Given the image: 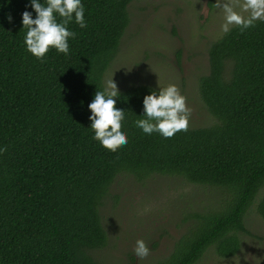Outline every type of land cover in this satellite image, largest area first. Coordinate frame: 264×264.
Masks as SVG:
<instances>
[{"label": "trees", "instance_id": "1", "mask_svg": "<svg viewBox=\"0 0 264 264\" xmlns=\"http://www.w3.org/2000/svg\"><path fill=\"white\" fill-rule=\"evenodd\" d=\"M131 1L82 0L86 26L69 22V54L50 48L41 60L23 43L27 0H0V264H103L94 254L108 242L101 207L126 172L177 175L218 192L217 206L192 212L159 264H195L210 247L237 253L258 196L264 219V20L210 45L199 91L212 123L171 137L143 133L133 121L158 88L137 84L116 98L127 144L109 151L92 138L87 104L118 52Z\"/></svg>", "mask_w": 264, "mask_h": 264}, {"label": "rangeland", "instance_id": "2", "mask_svg": "<svg viewBox=\"0 0 264 264\" xmlns=\"http://www.w3.org/2000/svg\"><path fill=\"white\" fill-rule=\"evenodd\" d=\"M234 6L242 0H232ZM215 0H132L130 22L118 52L104 72L112 75L119 91L132 85L153 87L175 83L190 108L188 124L214 121L199 91V81L209 72V47L225 33L220 31L222 9ZM218 192L177 175L152 173L137 179L119 175L101 207L108 242L94 251L103 264H159L173 250L175 241L192 224V212L216 207ZM259 199V196L257 197ZM256 202L245 216L250 233L239 232L240 248L222 257L208 248L195 264H264V219ZM137 238L149 253H133Z\"/></svg>", "mask_w": 264, "mask_h": 264}, {"label": "clouds", "instance_id": "3", "mask_svg": "<svg viewBox=\"0 0 264 264\" xmlns=\"http://www.w3.org/2000/svg\"><path fill=\"white\" fill-rule=\"evenodd\" d=\"M29 5L35 12L34 16ZM214 6L222 9L220 31L223 33L233 26L244 30L257 20H264V0H242L238 7L234 6L232 0H215ZM20 15L22 27L25 28V49L41 60L50 48L64 55L69 54V39L76 35L68 27L69 22H74L80 28L86 26L82 0H27ZM7 18L11 20V16ZM118 97L119 90L111 75L102 81L87 104L92 138L109 151H115L128 142L127 129L122 127L125 112L116 103ZM189 113L185 96L175 83H169L159 85L158 89L143 96L142 113L133 123L143 133L157 132L163 137H171L187 128ZM4 150L0 146V152ZM133 253L138 258L148 255L149 247L144 239H136Z\"/></svg>", "mask_w": 264, "mask_h": 264}]
</instances>
